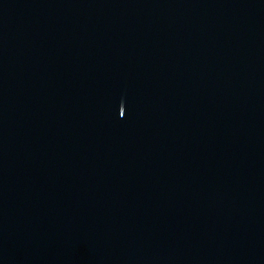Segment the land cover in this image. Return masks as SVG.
I'll return each mask as SVG.
<instances>
[{
    "label": "water",
    "instance_id": "95a60500",
    "mask_svg": "<svg viewBox=\"0 0 264 264\" xmlns=\"http://www.w3.org/2000/svg\"><path fill=\"white\" fill-rule=\"evenodd\" d=\"M0 264H264V0H0Z\"/></svg>",
    "mask_w": 264,
    "mask_h": 264
}]
</instances>
